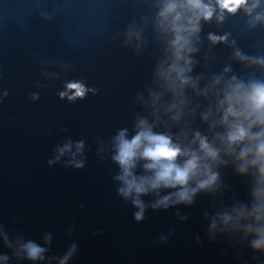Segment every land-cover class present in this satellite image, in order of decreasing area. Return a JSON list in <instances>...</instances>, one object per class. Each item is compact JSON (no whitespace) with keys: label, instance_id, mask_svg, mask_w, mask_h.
<instances>
[{"label":"clouds","instance_id":"9594fccd","mask_svg":"<svg viewBox=\"0 0 264 264\" xmlns=\"http://www.w3.org/2000/svg\"><path fill=\"white\" fill-rule=\"evenodd\" d=\"M247 3L248 0H216V6L220 10L217 19L223 20L224 12L235 13ZM253 6L255 7V5ZM215 11L216 9L205 3L204 0H181V2L165 0L159 13L162 21L167 23V30L173 34L170 46L174 60L167 71L168 73H175L181 86L190 83L186 73L191 70V60L188 55L195 51L192 47V38L200 31V21L211 20ZM259 18L258 16L257 19ZM208 39L215 44L226 42L227 37L210 33ZM181 61H183V67L180 66ZM67 87L80 96H83L86 91L80 83L69 84ZM224 102L227 104L224 122L227 123L230 116L234 118V122L227 133L229 147L245 139L249 142H255V159L253 163H260L259 170L261 178L264 180V131L256 134L251 131L254 126H264V83L252 82L247 87L239 83L231 86L226 92ZM138 126L140 131L131 140L125 138L124 132H121L117 137L118 154L114 159L122 168V175L118 177L124 184V187L119 189L121 195L129 197L135 193L138 197L148 191V188L145 187L146 184L153 189L161 185L165 187L183 186L188 183L192 176L198 174L201 157L194 152H182L180 147L174 145L168 136L154 134L145 121H140ZM197 139L200 141L201 151L215 159L218 155L217 150L211 147L205 139L200 138L198 134ZM250 151L251 149L248 148L242 150L241 158L247 156ZM138 155L151 161V163L145 165V168L155 170V176L152 180L137 179L133 176L131 168L134 167L133 161ZM180 155L189 157L183 166L175 163L176 158ZM214 179L215 175L213 174L208 181L201 182L199 187H205ZM177 196L181 202H191V195L187 190L177 193ZM256 196L258 200H264V191L257 192ZM167 201L168 198L165 197L158 203L166 206ZM133 203L140 208V211L135 214V219H143L142 203L139 199H134ZM262 210H264V203L255 208L254 212L260 213ZM257 218H260L259 215ZM259 237L253 242L252 246L254 248L264 247V231L259 232ZM26 248L29 257L33 259L43 251V249L32 243L26 245Z\"/></svg>","mask_w":264,"mask_h":264}]
</instances>
